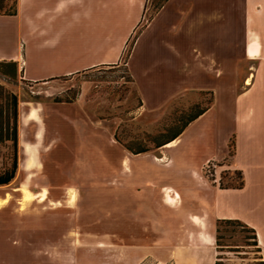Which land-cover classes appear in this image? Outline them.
Listing matches in <instances>:
<instances>
[{
  "label": "crops",
  "instance_id": "0c3cea01",
  "mask_svg": "<svg viewBox=\"0 0 264 264\" xmlns=\"http://www.w3.org/2000/svg\"><path fill=\"white\" fill-rule=\"evenodd\" d=\"M147 1L18 0L17 13L0 14V60H16L22 76L33 81L117 64ZM134 60L144 63L151 82L152 75L159 83L174 76L176 85L163 90L159 84L163 95L148 97ZM128 64L151 108L190 89L214 97L173 145H162L160 155L149 153L152 205L179 214L152 218L161 244L171 248V264H217L218 217L239 218L255 228L258 244L248 251L255 255L239 259L264 264V0H165L136 36ZM240 65L246 66L242 76ZM200 76L210 81L199 83ZM220 91L226 95L221 112ZM221 125H227L228 149L234 138L231 164L242 171L241 187L221 186L203 171L208 161L226 155L209 152ZM19 134L21 139V129ZM171 174L181 177V188L165 180ZM197 193L203 194L200 204L184 207ZM14 207L24 212L18 202H0L1 226L8 219L2 210ZM140 257L122 250L117 264H139ZM153 264L168 263L158 259Z\"/></svg>",
  "mask_w": 264,
  "mask_h": 264
},
{
  "label": "rangeland",
  "instance_id": "374dc122",
  "mask_svg": "<svg viewBox=\"0 0 264 264\" xmlns=\"http://www.w3.org/2000/svg\"><path fill=\"white\" fill-rule=\"evenodd\" d=\"M164 2L147 1L144 17L117 64L42 81L25 79L19 65L16 77L0 72V83L18 94L22 131L17 172L11 182L0 184V202H18L24 211L21 214L15 207L2 210L8 219L0 225V264H117L122 250L140 254L139 264H153L158 259L172 263L171 248L161 244L152 218L165 212L179 214L152 205L149 153L160 155L162 147H156V142L178 130L190 114L214 97L210 91L190 89L158 106L145 104L128 57L139 31ZM143 64L134 60L133 65L148 97H160L163 90L176 85L174 76L159 83L161 79L152 75L151 82ZM245 67L238 66L239 75ZM199 79V83L210 81L204 76ZM159 84L164 85L163 90ZM225 101L226 95L220 91L218 111ZM35 105L41 119L24 122L23 114ZM226 126H220L209 151L226 155L208 161L203 168L209 179H218L223 186L241 180L239 169L231 164L234 138H230L228 149ZM128 146L147 150L133 152ZM26 147L30 148L28 153ZM12 151L10 141L0 143V172L11 164ZM165 180L182 187L180 176L171 174ZM43 188L47 198L33 196ZM72 190L75 196H71ZM202 196L199 193L184 207L198 206ZM220 232L224 243L218 252L220 262H251L239 259L255 255L248 252L256 249L247 243L250 229L239 223L222 224Z\"/></svg>",
  "mask_w": 264,
  "mask_h": 264
},
{
  "label": "trees",
  "instance_id": "16d2710c",
  "mask_svg": "<svg viewBox=\"0 0 264 264\" xmlns=\"http://www.w3.org/2000/svg\"><path fill=\"white\" fill-rule=\"evenodd\" d=\"M17 4L18 0H0V14H15L17 13ZM0 72L4 75L10 77H16L18 73V62L16 60L10 59H2L0 60ZM207 109V106H202L194 111L189 117L185 120L183 125L179 127L178 130L169 134L164 139H160L156 142V147H160L162 145H166L167 143L174 140L176 136H178L184 128L188 125L190 121L195 119L198 115L204 112ZM18 116H19V99L18 94L13 90L5 87L4 84L0 83V143L10 141L13 147L12 151V162L9 166H7L3 171L0 172V184H7L13 180L16 175L18 168V156H19V124H18ZM233 148L230 149V154L233 155L235 152V142L232 141ZM128 148L133 152H141L146 151L147 148L134 150L132 147L128 146ZM241 180L238 183L226 185L224 187H241L244 184L242 171ZM223 186V185H221ZM239 223L243 226L247 227L252 231V235L250 236V240L247 243L256 245L258 244L256 230L254 227L248 225L246 222L239 218H225L218 217L216 219V230H217V249L218 252L223 248V242L221 241L222 234L220 232L222 224H235ZM263 263V262H260ZM217 264H221L220 255L218 254Z\"/></svg>",
  "mask_w": 264,
  "mask_h": 264
},
{
  "label": "bare ground",
  "instance_id": "6f19581e",
  "mask_svg": "<svg viewBox=\"0 0 264 264\" xmlns=\"http://www.w3.org/2000/svg\"><path fill=\"white\" fill-rule=\"evenodd\" d=\"M249 79L250 78H248V81H249ZM28 118L41 119L40 108L38 107V105H35L28 114L27 113L23 114V121L24 122H26ZM173 144H174V141H171V142L167 143L166 146H171ZM25 150L28 153L30 151V148L26 147ZM30 194H31L30 191L25 190L26 196H30ZM33 196H39L40 199H45L48 196L47 189L43 188L40 192L33 193ZM71 196H75L74 190H72ZM6 199H7V197H5V200Z\"/></svg>",
  "mask_w": 264,
  "mask_h": 264
}]
</instances>
